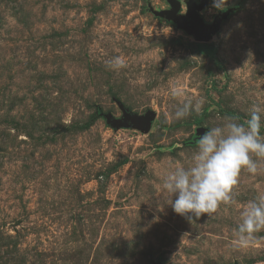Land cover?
Returning a JSON list of instances; mask_svg holds the SVG:
<instances>
[{"label":"rangeland","instance_id":"1","mask_svg":"<svg viewBox=\"0 0 264 264\" xmlns=\"http://www.w3.org/2000/svg\"><path fill=\"white\" fill-rule=\"evenodd\" d=\"M170 8L0 0V264H264V230L246 245L233 235L264 194V158L241 171L232 202L191 222L163 188L172 168L191 165L198 127L264 110V0L223 10L209 0L200 12L210 25L228 11L208 41L218 63L155 14ZM115 57L124 67L109 65ZM176 88L198 113L174 118ZM125 111L154 112L150 130L107 120Z\"/></svg>","mask_w":264,"mask_h":264},{"label":"clouds","instance_id":"2","mask_svg":"<svg viewBox=\"0 0 264 264\" xmlns=\"http://www.w3.org/2000/svg\"><path fill=\"white\" fill-rule=\"evenodd\" d=\"M228 0H213V5L223 10ZM114 68L124 67V60L115 57L109 61ZM172 96L182 99L174 118L184 119L199 112L201 105L184 100V92L172 90ZM264 110L254 105L249 118L238 122L229 117L222 126L211 127L198 139L190 166L177 165L166 175L164 190L171 194V207L189 222L215 213L222 204L233 201V192L239 183L242 170L255 174L258 162L253 156L264 158ZM240 223L233 235L239 245H246L255 234L264 230V194L249 201L240 212Z\"/></svg>","mask_w":264,"mask_h":264},{"label":"water","instance_id":"3","mask_svg":"<svg viewBox=\"0 0 264 264\" xmlns=\"http://www.w3.org/2000/svg\"><path fill=\"white\" fill-rule=\"evenodd\" d=\"M168 1L171 8L156 11L155 14L165 16L167 19L174 21L179 28L193 34L198 42H208L212 35L219 29L221 21L228 15V11L217 15L210 25H206L200 12L205 9L209 0H201L198 3L190 0L185 14L181 13L182 4L180 0ZM154 119L155 113L152 111H149L145 115L125 111L122 118H116L112 114H107V120L116 127L135 126L144 131L150 130ZM196 131L198 136H201L205 132V129L198 127Z\"/></svg>","mask_w":264,"mask_h":264},{"label":"trees","instance_id":"4","mask_svg":"<svg viewBox=\"0 0 264 264\" xmlns=\"http://www.w3.org/2000/svg\"><path fill=\"white\" fill-rule=\"evenodd\" d=\"M195 50L201 54L207 55L210 58H212L213 60H215L216 63H218V59L216 56L217 53V48L215 47V45L213 43H209V42H197L195 44ZM98 114L102 115V112L99 110ZM197 122H200V119L197 120Z\"/></svg>","mask_w":264,"mask_h":264}]
</instances>
